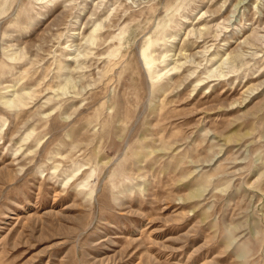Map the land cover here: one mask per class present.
I'll return each instance as SVG.
<instances>
[{"label": "rangeland", "instance_id": "rangeland-1", "mask_svg": "<svg viewBox=\"0 0 264 264\" xmlns=\"http://www.w3.org/2000/svg\"><path fill=\"white\" fill-rule=\"evenodd\" d=\"M0 264H264V0H0Z\"/></svg>", "mask_w": 264, "mask_h": 264}]
</instances>
